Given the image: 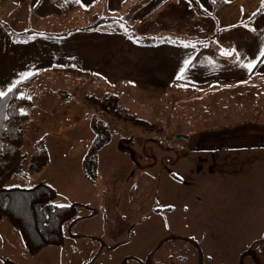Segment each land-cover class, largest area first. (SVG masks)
<instances>
[{"label": "rangeland", "instance_id": "obj_1", "mask_svg": "<svg viewBox=\"0 0 264 264\" xmlns=\"http://www.w3.org/2000/svg\"><path fill=\"white\" fill-rule=\"evenodd\" d=\"M96 1L90 13L76 10L56 18L40 17L28 1L3 15L5 0H0L2 28L29 42L86 27L100 17L104 21L97 29L118 31L146 47L202 35L194 42L221 51L228 43L219 45L217 39L262 10L261 0L224 6L211 0L214 11L208 14L174 0H125L112 11ZM262 83L150 90L94 71L35 73L24 93L30 103L22 107L28 114L21 144L25 162L2 187L48 184L53 204H76L75 218L62 223V245L31 254L19 231L0 217V264H264V191L251 188L250 171L212 173L207 151L195 142L216 133L211 124L224 122L217 118L235 103L240 114L264 117V93L256 88ZM242 85L255 88L247 95ZM110 96L117 97L112 105ZM218 134L223 136L224 128ZM92 146L94 182L82 171Z\"/></svg>", "mask_w": 264, "mask_h": 264}, {"label": "crops", "instance_id": "obj_2", "mask_svg": "<svg viewBox=\"0 0 264 264\" xmlns=\"http://www.w3.org/2000/svg\"><path fill=\"white\" fill-rule=\"evenodd\" d=\"M27 1V6L34 9L40 17L60 16L59 8L49 0H9V3L5 0L1 7L4 12L2 14L11 13L16 4ZM79 1L85 6L99 3L96 0ZM124 1L101 0L100 4L107 11H112L119 10ZM209 1L211 0H174L188 6L189 10L197 8L207 14L214 11L210 8ZM217 1L220 2L218 6H224L236 0ZM261 9L260 12L255 10L249 14L245 24L232 25L217 39L219 45L224 41L228 43V49L221 51L198 45V37L202 35L186 36L193 38L190 42H165L158 48L146 47V44L132 40L126 41L118 31L90 30L89 27L53 35L42 34L27 42L15 39L6 32L0 19V91L7 92L13 82L59 65L78 67L89 73L98 72L113 82L127 81L150 90H162L176 79L183 62L189 60L184 78L180 79L186 85L188 83L196 88L218 87L224 90L237 87L234 84L258 79L263 82V87L256 88L264 93V62H257L251 71L244 66L255 60L264 47V6L261 5ZM184 33L190 34L192 31ZM177 36L182 37L179 34ZM242 86L243 93L247 95L251 93L248 88H255L251 85ZM244 109L245 104L241 102V110ZM223 113L224 117L217 119L224 122L211 124L216 126V133L202 134L195 142H201L200 148L207 151L213 167L212 173L236 175L244 171L242 174L246 175L245 172L250 171L251 188L264 191V117H260V113L255 115L256 118H251L250 112L240 114L236 103L232 108L223 110ZM222 128L223 136L218 134ZM194 135H191L193 139ZM203 160L206 162L207 157ZM48 246L51 245L45 247Z\"/></svg>", "mask_w": 264, "mask_h": 264}, {"label": "trees", "instance_id": "obj_3", "mask_svg": "<svg viewBox=\"0 0 264 264\" xmlns=\"http://www.w3.org/2000/svg\"><path fill=\"white\" fill-rule=\"evenodd\" d=\"M49 1L59 8V15L62 17H67L76 10L90 13L94 7L93 4L85 6L77 0ZM102 20L104 18H93L90 24L83 28L88 29L90 26V30L97 29ZM50 69L73 75L90 74L88 70L67 65L51 66ZM33 77L34 75H31L19 81L12 92L0 99V217L6 218L19 231L27 251L31 254L39 252L46 245H62V223L74 219L76 210V204L62 207L53 204L54 190L48 184H37L32 188L2 187L3 182L20 171L25 162L21 144L28 114L22 111V107L30 103L24 93ZM175 84L186 83L174 79L170 86ZM107 99L109 105H112L117 97L110 96ZM99 143L102 142H96L95 145ZM95 147L88 149L82 165L85 177L91 182L96 180L98 174L96 153L92 152Z\"/></svg>", "mask_w": 264, "mask_h": 264}, {"label": "snow or ice", "instance_id": "obj_4", "mask_svg": "<svg viewBox=\"0 0 264 264\" xmlns=\"http://www.w3.org/2000/svg\"><path fill=\"white\" fill-rule=\"evenodd\" d=\"M77 2H79V0H77ZM213 2H215V0H213ZM225 2H228V0H225ZM261 3H262V6H264V0H261ZM233 27H235V26H233ZM245 27H247V25H245ZM253 31H254V29H253ZM229 54H231V53H229ZM262 58H264V47H262V48L260 49V51H259V53H258V56L256 57L255 60L248 62V63H247L246 65H244V66L247 67V69H248L249 71H251V70L254 68V66H255V64H256L257 62H264V59H262ZM237 60H239V54H237ZM189 64H190V61H189V60H185V61L183 62V66L179 69L178 74H177V76H176V79H177V80H180V79H183V78H184V74H185L186 70L188 69ZM22 75H23V74H22ZM25 78H27V77H25ZM18 83H19V81L13 82V83L11 84V86L8 87L7 92H5V91H0V99L4 98L8 93L12 92L13 89L16 88V85H17ZM19 98H20V97H18V99H19ZM21 114H24V113L21 112ZM57 207H62V205H57Z\"/></svg>", "mask_w": 264, "mask_h": 264}]
</instances>
